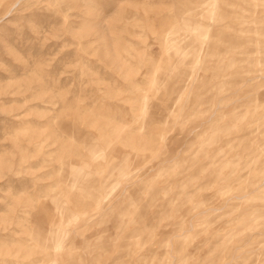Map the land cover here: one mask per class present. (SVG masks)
Listing matches in <instances>:
<instances>
[{"label": "rangeland", "instance_id": "1", "mask_svg": "<svg viewBox=\"0 0 264 264\" xmlns=\"http://www.w3.org/2000/svg\"><path fill=\"white\" fill-rule=\"evenodd\" d=\"M0 264H264V0H0Z\"/></svg>", "mask_w": 264, "mask_h": 264}]
</instances>
